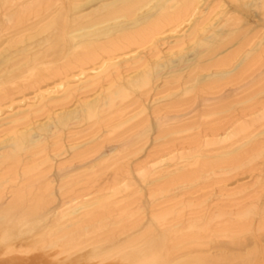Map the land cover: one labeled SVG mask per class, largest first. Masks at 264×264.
<instances>
[{"label":"bare ground","instance_id":"1","mask_svg":"<svg viewBox=\"0 0 264 264\" xmlns=\"http://www.w3.org/2000/svg\"><path fill=\"white\" fill-rule=\"evenodd\" d=\"M263 165L264 0H0V264H264Z\"/></svg>","mask_w":264,"mask_h":264},{"label":"rangeland","instance_id":"2","mask_svg":"<svg viewBox=\"0 0 264 264\" xmlns=\"http://www.w3.org/2000/svg\"><path fill=\"white\" fill-rule=\"evenodd\" d=\"M262 161H263V160H258V163H259V162H262ZM263 168H264V165H263ZM238 177H240V176H238ZM260 239H261V240H264V237H262V238H260ZM16 240L18 241L17 243H20V244H18V246L22 245V244H21L22 242H23V244H24V243L26 244V243H28V242L31 241L30 239H29L28 241H27V240H21V241H20V238H16ZM19 241H20V242H19ZM17 243H16V244H17ZM25 244H24V245H25ZM230 247H232V248H236V246H230ZM257 258H258V259H257ZM257 258H255L254 262L256 261V259H257L256 262H258L260 259L263 260V258L261 257V255H258ZM259 258H260V259H259Z\"/></svg>","mask_w":264,"mask_h":264}]
</instances>
